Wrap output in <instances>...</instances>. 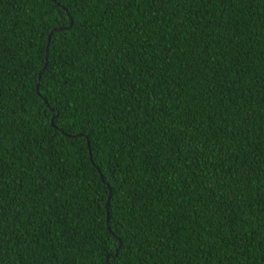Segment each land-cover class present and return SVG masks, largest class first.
<instances>
[{"label": "trees", "instance_id": "trees-1", "mask_svg": "<svg viewBox=\"0 0 264 264\" xmlns=\"http://www.w3.org/2000/svg\"><path fill=\"white\" fill-rule=\"evenodd\" d=\"M0 264H264V0H0Z\"/></svg>", "mask_w": 264, "mask_h": 264}, {"label": "water", "instance_id": "water-1", "mask_svg": "<svg viewBox=\"0 0 264 264\" xmlns=\"http://www.w3.org/2000/svg\"><path fill=\"white\" fill-rule=\"evenodd\" d=\"M71 23V22H70ZM53 30H51V32H52ZM49 37H50V35H48V37H47V40H49ZM51 123H52V121H51ZM106 210H107V203H106ZM106 214H108V211L106 212Z\"/></svg>", "mask_w": 264, "mask_h": 264}]
</instances>
